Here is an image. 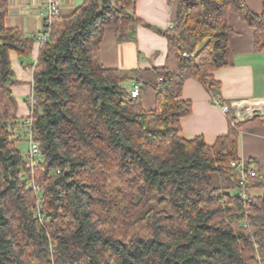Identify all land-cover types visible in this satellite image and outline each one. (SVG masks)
I'll return each mask as SVG.
<instances>
[{"label": "trees", "instance_id": "obj_1", "mask_svg": "<svg viewBox=\"0 0 264 264\" xmlns=\"http://www.w3.org/2000/svg\"><path fill=\"white\" fill-rule=\"evenodd\" d=\"M135 1L83 0L53 18L30 64L36 101L19 118L9 53L26 60L37 38L5 25L0 0V264H264V174L249 159L255 175L242 186L231 165L239 135L264 116L228 114L227 133L211 145L180 136L187 79L220 97L212 72L229 65L228 12L254 29L264 62V0L260 14L245 0H177L165 29L137 18ZM135 24L167 40L150 79L100 63L105 27L118 42L135 41ZM26 119L40 150L31 168L17 146Z\"/></svg>", "mask_w": 264, "mask_h": 264}, {"label": "crops", "instance_id": "obj_2", "mask_svg": "<svg viewBox=\"0 0 264 264\" xmlns=\"http://www.w3.org/2000/svg\"><path fill=\"white\" fill-rule=\"evenodd\" d=\"M7 14L5 25L18 28L23 34L37 36L44 24L42 0H5ZM60 14H69L82 4L83 0H60ZM255 14L262 11V0H245ZM177 0H136L131 10L143 22L161 29L170 26L176 16ZM228 25L234 35L228 39L229 65L212 72L220 82V98L229 107L228 113L211 102L208 91L196 80L184 82L181 99L191 102V112L180 119V136L191 139L202 136L211 145L217 137L228 131V114L238 121L253 116H264V62L261 53L253 49L254 29L234 12H228ZM135 33V41L118 42L115 28L106 26L99 47L100 63L104 67L116 68L121 72H133L143 79L153 77L152 69L165 62L167 40L157 32L142 24L130 26ZM40 43H33L29 57L22 61L14 51H10V62L16 79L11 91L17 101V117L29 114L27 99L33 91V74L30 64L34 63ZM131 84V82H130ZM145 109L154 106L155 95L151 89L141 92ZM238 157L245 162L257 161L259 173L264 174V125H251L238 137Z\"/></svg>", "mask_w": 264, "mask_h": 264}, {"label": "built area", "instance_id": "obj_3", "mask_svg": "<svg viewBox=\"0 0 264 264\" xmlns=\"http://www.w3.org/2000/svg\"><path fill=\"white\" fill-rule=\"evenodd\" d=\"M60 0H42V6L44 7V24L42 27V30L40 31L39 35L37 36V41L42 44L49 36L50 32V25L52 23V20L55 16H57L60 13ZM131 96L136 97L139 94V87L137 84H132V88L130 90ZM29 112L30 108H32L33 104L36 101V98L33 96V94L29 97ZM211 102L215 105H218L221 107L222 111L225 113H228L229 107L228 105L224 104L219 96H213L211 97ZM25 126H26V137L28 141V150L25 154V157L27 159L26 167L31 168L36 164V159L40 156V150L38 142L33 138L32 133L30 131L31 127V120L26 119L25 120ZM232 166H236L240 169L242 172L240 185H244L246 183V177L254 176L255 171L254 170H245V161L239 158L238 160L231 161ZM34 189L38 191V187L34 186ZM239 194L242 197L246 196V190L242 188L239 191Z\"/></svg>", "mask_w": 264, "mask_h": 264}, {"label": "rangeland", "instance_id": "obj_4", "mask_svg": "<svg viewBox=\"0 0 264 264\" xmlns=\"http://www.w3.org/2000/svg\"><path fill=\"white\" fill-rule=\"evenodd\" d=\"M19 134L21 135V139L17 142V146L19 147L21 152L25 155L27 150H28L27 137H26L25 132L23 130L19 131ZM234 192H235V190L232 191V193H234Z\"/></svg>", "mask_w": 264, "mask_h": 264}]
</instances>
